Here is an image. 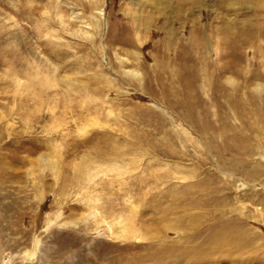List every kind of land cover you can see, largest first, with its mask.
Masks as SVG:
<instances>
[{"label":"rangeland","instance_id":"374dc122","mask_svg":"<svg viewBox=\"0 0 264 264\" xmlns=\"http://www.w3.org/2000/svg\"><path fill=\"white\" fill-rule=\"evenodd\" d=\"M205 2L179 6L181 21L235 15ZM176 9L0 0V264H264V171L248 176L264 167L263 123L245 98L229 123L251 136V162H203L218 157L200 129L221 127L222 105L184 114L162 28ZM188 24L173 22L185 38Z\"/></svg>","mask_w":264,"mask_h":264},{"label":"bare ground","instance_id":"6f19581e","mask_svg":"<svg viewBox=\"0 0 264 264\" xmlns=\"http://www.w3.org/2000/svg\"><path fill=\"white\" fill-rule=\"evenodd\" d=\"M147 1L154 6H171L173 2L178 6V9L175 10L174 20L170 22L166 18L162 28L165 38L174 41L178 46L176 47L178 53L176 56L179 60V68L176 69V73H178L176 81L182 85L185 91L184 114L197 117L203 113L206 118H212L216 115L212 106L215 103L222 105L217 115L219 119L223 120L221 127L215 130L200 129L202 137L206 136L213 142L212 148L215 149L218 157L217 160L213 157L211 162L208 160H203V162L213 164L215 168L237 167L250 163L251 161L242 156H250L254 152L251 146V136L230 124L229 120L235 116H244L241 107L247 98L252 105L248 114L260 119L263 123L262 131L264 133V49L260 43L261 38H264V0H215L217 7L235 13L234 17H230L226 12L217 25H213L211 21L203 24L196 17L197 11L193 14L195 17L191 25L186 21H181V18L186 20L187 16L181 13L179 6H184L190 1L193 9H198L201 13L203 7H209L205 0ZM242 7L249 12L253 11L254 14L251 16L241 14ZM235 8L240 10H234ZM240 16L242 18H239ZM175 19L180 22L181 26H184L185 23L189 25L188 38H185L174 27ZM215 34L220 36L222 44H213ZM246 47L251 48L255 58L261 59V62H255V66L258 67L256 70L250 69L253 67L251 63L248 68L243 66ZM214 56L216 57L214 58ZM181 69L185 70L184 75H182L183 70ZM208 87L212 89V95H209V99L205 102L200 98L199 93L204 92ZM219 139H222V143L219 142ZM255 154L262 156L259 152ZM251 171L252 173L248 176L256 177L260 175V171H264V167L256 165L254 170L251 167Z\"/></svg>","mask_w":264,"mask_h":264}]
</instances>
